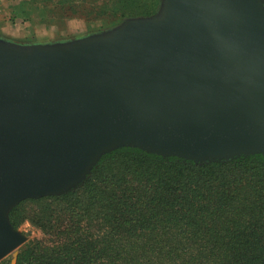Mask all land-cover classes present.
<instances>
[{"label": "water", "instance_id": "1", "mask_svg": "<svg viewBox=\"0 0 264 264\" xmlns=\"http://www.w3.org/2000/svg\"><path fill=\"white\" fill-rule=\"evenodd\" d=\"M123 147L264 156V0H160L68 42L0 39V261L26 240L15 206L76 189Z\"/></svg>", "mask_w": 264, "mask_h": 264}, {"label": "trees", "instance_id": "2", "mask_svg": "<svg viewBox=\"0 0 264 264\" xmlns=\"http://www.w3.org/2000/svg\"><path fill=\"white\" fill-rule=\"evenodd\" d=\"M107 1L96 16H151L160 2ZM24 219L49 239L24 243L17 264H264V156L195 163L119 148L76 189L9 213L14 229Z\"/></svg>", "mask_w": 264, "mask_h": 264}, {"label": "rangeland", "instance_id": "3", "mask_svg": "<svg viewBox=\"0 0 264 264\" xmlns=\"http://www.w3.org/2000/svg\"><path fill=\"white\" fill-rule=\"evenodd\" d=\"M8 1H10V3L15 6V11L10 18L14 17L15 13L22 11L24 14L22 18H27L25 23H29V25L34 30L41 31L40 34L36 33L30 38L19 40L18 42L14 41L18 44L30 45L68 42L85 36L108 31L120 25L125 19H128L113 17L109 14L96 16L94 13L99 11V8L112 5L113 2L110 1L109 3L107 0H93V2L91 0ZM159 5L160 2L158 4L157 10ZM69 7L73 10H76L77 13L71 14L67 18H64L66 15L62 12V10ZM24 214L31 217L33 214H37V208L33 205H29L26 208ZM15 229L25 236L26 240L24 243L31 241L44 244L49 239V234H46L42 227L34 224L29 219L21 220ZM10 258L11 256L8 255L1 261H3L4 264H9ZM1 261L0 264H2Z\"/></svg>", "mask_w": 264, "mask_h": 264}, {"label": "crops", "instance_id": "4", "mask_svg": "<svg viewBox=\"0 0 264 264\" xmlns=\"http://www.w3.org/2000/svg\"><path fill=\"white\" fill-rule=\"evenodd\" d=\"M14 9L15 6L10 1L0 0V39L18 42L30 38L36 33H41V31L34 30L29 23H25L20 18H10L14 13Z\"/></svg>", "mask_w": 264, "mask_h": 264}]
</instances>
